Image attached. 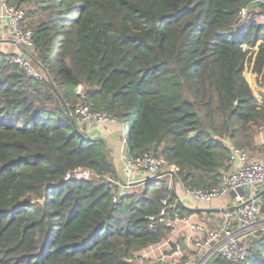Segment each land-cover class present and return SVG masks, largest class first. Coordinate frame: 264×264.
Instances as JSON below:
<instances>
[{
    "label": "trees",
    "instance_id": "1",
    "mask_svg": "<svg viewBox=\"0 0 264 264\" xmlns=\"http://www.w3.org/2000/svg\"><path fill=\"white\" fill-rule=\"evenodd\" d=\"M5 1L25 11L46 79L0 52V264H128L166 238L146 230L161 200L169 218L192 212L161 179L118 197L106 143L68 117L77 103L122 125L129 160L152 153L184 187H214L230 146L256 149L264 0ZM78 169L99 179L66 180ZM239 264H264V233Z\"/></svg>",
    "mask_w": 264,
    "mask_h": 264
},
{
    "label": "built area",
    "instance_id": "2",
    "mask_svg": "<svg viewBox=\"0 0 264 264\" xmlns=\"http://www.w3.org/2000/svg\"><path fill=\"white\" fill-rule=\"evenodd\" d=\"M244 13L245 10L242 11L241 16ZM0 22L3 30L18 49V52L11 56V63L16 65L27 78L36 82L45 80L46 71L34 62L32 31L24 24L25 11L1 0ZM68 117L79 130L117 121L111 115L94 111L82 103H77L68 112ZM121 143L126 146L123 137ZM260 154L263 155L262 158L252 156L250 151L244 148L230 146L229 168L221 173L214 187L208 189L185 187V197L197 202L209 203L233 195V203L221 211L217 228L212 229L204 224L192 223L187 217L169 218L168 211L173 207L165 198L161 200L160 213L146 218V230L153 231L157 225H166L169 227L166 238L156 245L135 253L127 263L206 264L214 257L228 264L243 262L247 257L250 240L264 233V201L262 200L264 198L260 195H264V152ZM163 167L168 166L161 158L152 153H144L133 161L128 160L124 176L129 179L134 173L141 171L147 175L145 180H158L165 173H162ZM92 176V172L78 169L68 174L66 180L73 178L89 181ZM123 195H125L124 191L118 192V197ZM116 199L117 197L113 202ZM257 204H260L261 208H258ZM180 238L185 245L183 251L178 247ZM171 243L176 245V252L167 256L165 253L171 250Z\"/></svg>",
    "mask_w": 264,
    "mask_h": 264
},
{
    "label": "crops",
    "instance_id": "3",
    "mask_svg": "<svg viewBox=\"0 0 264 264\" xmlns=\"http://www.w3.org/2000/svg\"><path fill=\"white\" fill-rule=\"evenodd\" d=\"M0 52L9 56H12L14 53L18 52V49L13 44L12 40L3 30L1 22ZM81 131L85 133L86 136L90 139H100L106 143L117 175L122 179L124 177L123 185L125 184V186L128 188V186H133L134 184H137V186H139L141 182L143 184V181L147 178V175L146 173L141 171L134 173L131 178L127 179L128 182L126 183L124 173L127 169V162L129 159L127 157L126 146H123V144L121 143L122 126L120 125V123L88 126ZM255 143L257 145V142ZM260 153L256 157L260 156L262 158L263 155H261ZM173 193L179 203H181L185 208L192 211L191 214L187 217L189 218L190 222L204 224L212 229L217 228L218 223L214 222L210 224V219L214 216L220 217L222 209L233 203V195L225 196L221 200H214L209 203H204L197 202L188 197H185V195H183V193L181 194L179 191H173ZM260 195L262 196V198H264L263 194ZM207 209L212 211L208 213L204 212V210ZM184 232H186V230Z\"/></svg>",
    "mask_w": 264,
    "mask_h": 264
},
{
    "label": "rangeland",
    "instance_id": "4",
    "mask_svg": "<svg viewBox=\"0 0 264 264\" xmlns=\"http://www.w3.org/2000/svg\"><path fill=\"white\" fill-rule=\"evenodd\" d=\"M242 18H245L247 17L246 19H248L250 17V14L248 11H246L242 16ZM263 18V16H262ZM262 18L260 16H257L255 18V21L257 23H261L262 22ZM116 123H119L116 121ZM121 125V124H120ZM122 126V125H121ZM81 131V129H80ZM257 142V145L256 143ZM254 144H255V148L256 149H253V150H250V153L252 156H257L260 152H264V128H257L256 129V133H255V136H254ZM259 148V149H258ZM165 172V173H164ZM168 172V173H166ZM162 173H164L161 177V180H164V183L167 185L168 189L172 190V191H179L181 194L183 193L184 195V190H185V187L182 185V183L180 181H178L177 179H175V177L172 175L171 171L168 169V167H163L162 168ZM99 178L98 176H95L93 174L92 178L90 179L91 181L92 180H95L97 181ZM108 181H112V179L110 178H106ZM124 179V177H123ZM123 179L120 178L117 173H116V178L113 179L115 185H117V190L118 192L119 191H124L125 194L126 193H134V192H139L142 188V182L140 183L139 186H137V184H134L133 186H128V188L125 186V184L123 185ZM126 179V178H125ZM127 179H126V183H127ZM151 182V181H150ZM125 183V182H124ZM264 201V199H262ZM258 208H261V205L260 204H257ZM218 223V226H219V223H220V217H212L210 219V224L211 223Z\"/></svg>",
    "mask_w": 264,
    "mask_h": 264
},
{
    "label": "water",
    "instance_id": "5",
    "mask_svg": "<svg viewBox=\"0 0 264 264\" xmlns=\"http://www.w3.org/2000/svg\"><path fill=\"white\" fill-rule=\"evenodd\" d=\"M212 210H209V209H207V210H204V212H211ZM170 247H171V250L170 251H167L165 254L167 255V256H170V255H172L173 253H175L176 252V245H174L173 243H171L170 244ZM178 247H179V250L180 251H183V250H185V245H184V242H183V239H180L179 240V242H178Z\"/></svg>",
    "mask_w": 264,
    "mask_h": 264
}]
</instances>
